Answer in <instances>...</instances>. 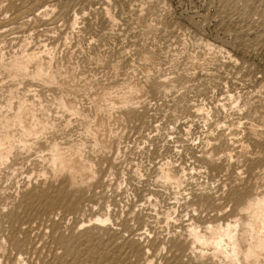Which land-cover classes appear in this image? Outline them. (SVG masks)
Here are the masks:
<instances>
[{
	"label": "rangeland",
	"instance_id": "obj_1",
	"mask_svg": "<svg viewBox=\"0 0 264 264\" xmlns=\"http://www.w3.org/2000/svg\"><path fill=\"white\" fill-rule=\"evenodd\" d=\"M27 101L51 128L0 164L3 264H230L189 233L264 196V0H0V113Z\"/></svg>",
	"mask_w": 264,
	"mask_h": 264
},
{
	"label": "bare ground",
	"instance_id": "obj_2",
	"mask_svg": "<svg viewBox=\"0 0 264 264\" xmlns=\"http://www.w3.org/2000/svg\"><path fill=\"white\" fill-rule=\"evenodd\" d=\"M25 47V46H24ZM27 54V53H24ZM34 54V52H33ZM23 55V54H22ZM30 55H32L30 53ZM28 55V56H30ZM26 57L23 60H18V61H14L9 63H3V66L5 68L8 69V73H14L20 71V70H24L26 68V66H28L29 64H27L30 60V58L32 57ZM49 56V55H48ZM35 57V54H34ZM34 57L32 58V60L34 59ZM10 58V57H9ZM18 58V57H17ZM36 58V57H35ZM10 60V59H9ZM39 60V59H37ZM12 61V60H11ZM31 61V60H30ZM35 61V60H34ZM42 62V61H40ZM32 63V62H31ZM2 66V68H3ZM41 67V66H40ZM47 67V66H46ZM33 68V67H32ZM39 69V68H38ZM37 70L38 72H40V70ZM47 69V68H46ZM41 70L42 67H41ZM5 71V70H4ZM7 71V70H6ZM11 71V72H9ZM30 71V70H29ZM21 72V71H20ZM25 72V71H24ZM37 72V73H38ZM44 72V71H43ZM26 73H27V68H26ZM31 73V72H30ZM33 73V71H32ZM31 73V74H32ZM36 73V74H37ZM42 73V72H40ZM58 73V72H57ZM16 74V73H15ZM14 74V75H15ZM20 74V73H19ZM24 74V73H22ZM39 74V73H38ZM50 74V73H49ZM54 74V73H53ZM13 75V74H12ZM13 75V76H14ZM40 75V74H39ZM46 75V74H43ZM55 75V74H54ZM23 76V75H21ZM25 76V75H24ZM28 76V75H27ZM30 76V75H29ZM32 76V75H31ZM34 76V74H33ZM53 76V75H52ZM51 76V78H52ZM58 76V75H57ZM38 76H36L37 78ZM40 77V76H39ZM44 77V76H43ZM55 77V76H54ZM13 78V77H12ZM33 78V77H32ZM45 80L47 77H44ZM42 79V77H41ZM50 79V78H49ZM53 79V78H52ZM51 79V80H52ZM56 79V77H55ZM48 80V78H47ZM54 80V79H53ZM57 80V79H56ZM54 83V82H53ZM22 96V95H21ZM13 97V95H12ZM11 97V98H12ZM125 99V98H124ZM24 100V99H22ZM60 103L62 99H59ZM110 100V99H109ZM120 100V99H119ZM10 103V100H8ZM20 101V100H19ZM26 101V100H25ZM24 101V102H25ZM64 101V100H63ZM114 101V100H113ZM30 102V101H29ZM58 102V101H57ZM111 102V101H109ZM120 102V101H119ZM63 103V102H62ZM61 103V104H62ZM112 103V102H111ZM8 104V103H7ZM11 104V103H10ZM10 104L9 107L11 106ZM30 104V103H29ZM28 101L27 103H19L18 106V111L15 113H13V117L9 118L6 114L3 115V113H0V128H2V130L5 129V133L1 131L0 134V164H4V162L6 163V161L9 159L10 155L13 153H11L12 149L14 152V149L16 146L20 145L21 148H24L23 150H26V147L28 145L34 144L31 143L32 141H30V143L28 142V140L26 139V136L29 137H37L41 135V133L43 134V131L46 128L47 125V120L45 121H39L36 122L35 120V113H34V109L31 108L32 105L28 106ZM115 104V103H114ZM111 105V104H109ZM60 105H58L59 107ZM66 106L69 110H73L74 107V103L71 100H67V102H65L64 104H62V108L65 109ZM3 107V106H2ZM7 107V105H6ZM12 108L13 105L11 106ZM10 107V108H11ZM61 107V106H60ZM7 110L9 108H6ZM58 109V108H57ZM77 109V107H76ZM5 110V109H4ZM3 110V111H4ZM11 110V109H10ZM9 110V111H10ZM2 111V108H1ZM2 111V112H3ZM13 111V110H11ZM10 111V112H11ZM16 111V108H15ZM40 111V110H39ZM67 111V110H66ZM9 112V113H10ZM69 112V111H68ZM71 112V111H70ZM6 113L8 114V112L6 111ZM45 113V112H44ZM12 114V113H10ZM65 114V113H64ZM44 115V114H43ZM38 116V115H37ZM62 116V115H61ZM11 117V116H10ZM39 118V116H38ZM43 118V117H42ZM46 118V115L44 116V119ZM40 119V118H39ZM48 119V118H47ZM29 120V123L27 122ZM38 120V119H37ZM16 124H20L22 122H27L26 125L22 124L23 131L22 133L19 132L20 137L19 138H15L14 135L10 136L9 132L11 130V126L13 123ZM50 122V121H49ZM20 125L18 127H20ZM16 126V125H14ZM50 127V125H47ZM17 127V126H16ZM10 128V130H8ZM51 128V127H50ZM14 129V127H12V130ZM16 129V128H15ZM19 130V129H18ZM90 130V129H88ZM92 130V129H91ZM13 131H11L10 133L12 134ZM17 132V131H16ZM91 132V131H90ZM15 133V132H13ZM88 133V132H87ZM92 133V132H91ZM16 134V133H15ZM93 134V133H92ZM112 135V134H111ZM18 136V134H17ZM43 136V135H42ZM118 137V136H117ZM36 138V139H37ZM97 138V137H96ZM29 139V138H28ZM33 140V139H32ZM38 140V139H37ZM35 141V139H34ZM96 141V140H95ZM99 143V141H97ZM53 152L51 153L50 157L48 158L50 165H52V167L56 170V171H60V172H65L67 173L66 175L69 177V182L71 183V185L75 184L76 185V180L78 177V180L81 181V179H79V176H89L91 174H94V171L91 167V164H86L83 160H81V158H79L80 154L79 152V148L75 149V156H71L70 154H66L65 152L62 151L61 147H59L57 144L53 143ZM81 146V145H80ZM19 147V146H18ZM32 146L29 147V149H31ZM52 147V146H51ZM63 148V147H62ZM68 148V147H67ZM28 149V147H27ZM81 149V148H80ZM52 150V149H51ZM119 150V149H117ZM33 151V150H32ZM118 152V151H116ZM11 153V154H10ZM11 155V156H12ZM81 157V156H80ZM178 157V156H177ZM11 158V157H10ZM29 158V157H28ZM83 159V158H82ZM48 165V164H47ZM160 170H161V165H160ZM159 170V171H160ZM43 171V170H42ZM162 174L161 176L165 179V182H171L170 179H175V174L173 175L170 168L168 166H164L162 168ZM16 172V171H15ZM28 177V176H27ZM26 177V178H27ZM94 177V176H93ZM85 178V177H84ZM182 178V177H181ZM9 179V178H8ZM163 179V180H164ZM68 180V179H67ZM77 180V181H78ZM79 181V182H80ZM26 182V181H25ZM68 182V181H67ZM173 182V181H172ZM171 182V183H172ZM176 185L178 186V179H176L175 181ZM168 184V183H167ZM174 184V183H173ZM23 186V185H22ZM33 186V185H32ZM176 187V186H175ZM1 189V188H0ZM3 189V188H2ZM24 189V188H23ZM25 190V189H24ZM27 190V189H26ZM31 191V190H30ZM19 194V193H18ZM1 198V197H0ZM253 200V199H252ZM250 203H247L248 205L244 208L243 206H241V208L243 207V213L242 210L240 211L238 208V211H240L242 213V215H239L237 217H235L234 220L225 222V224H221L216 226H211V227H207L206 231L201 232L195 228L191 229L190 231V239L191 243L194 244H198L199 246H203V248H206L204 246L209 247L208 249L211 250V255L210 258L217 260V262L220 263H225L228 262L230 264H264V196L259 197V198H255V200H253ZM6 205V204H5ZM23 207V206H22ZM4 208V207H2ZM8 208V207H7ZM240 208V209H241ZM1 211V210H0ZM215 214V213H214ZM239 214V213H238ZM107 215V214H106ZM236 216V215H235ZM4 217V216H3ZM100 217V216H99ZM226 217V216H224ZM232 217V216H231ZM229 217V219L231 218ZM105 219H100V218H95L97 220V222H105L109 219H107V217H104ZM233 219V217H232ZM8 220V219H7ZM193 220V219H192ZM171 221V220H170ZM186 221V220H185ZM1 222V221H0ZM148 222V221H147ZM18 223V222H17ZM6 224V223H5ZM27 224V223H26ZM190 225H194V224H189ZM207 225V224H206ZM146 226V225H145ZM155 226V225H154ZM4 227V226H3ZM7 227V226H6ZM195 227V226H194ZM2 228V227H1ZM8 228V227H7ZM188 227V230H190ZM1 230V229H0ZM24 231V230H23ZM148 232V231H147ZM145 233V232H144ZM169 234V233H168ZM140 235V234H139ZM162 235V234H161ZM188 235V234H187ZM183 236V235H182ZM8 241L11 240L12 244L15 245V248H20L21 243L19 242L18 238L16 237V234H11V236L6 237ZM138 239V238H137ZM7 241V242H8ZM185 241V240H184ZM186 241H188L186 239ZM6 242V241H4ZM3 242V243H4ZM190 242V241H189ZM0 242V264H3V262H5V260L7 261L8 257L7 253H6V244H3ZM148 243V242H147ZM184 244V243H183ZM142 246V245H141ZM114 247V246H113ZM129 247V246H128ZM143 247V246H142ZM162 247V246H161ZM197 247V246H196ZM203 248L201 247L200 250ZM148 249V248H147ZM197 249V248H195ZM208 250V251H209ZM145 251V250H144ZM207 251V248H206ZM153 252V250H152ZM203 253V252H202ZM200 254V253H199ZM198 254V255H199ZM144 255V253H143ZM15 256L18 257V255L15 254ZM208 256V255H207ZM16 260V258H14ZM19 259V258H18ZM145 259V258H144ZM143 259V260H144ZM13 260V259H12ZM14 260V261H15ZM159 260V259H158ZM214 260V261H215ZM31 262V261H30ZM216 262V261H215ZM213 262V263H215ZM149 264V263H148ZM181 264V263H180ZM227 264V263H226Z\"/></svg>",
	"mask_w": 264,
	"mask_h": 264
}]
</instances>
